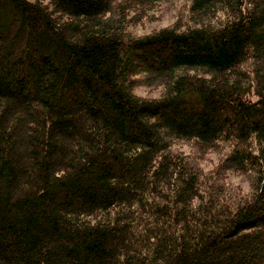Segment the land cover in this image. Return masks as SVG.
I'll use <instances>...</instances> for the list:
<instances>
[{
    "label": "trees",
    "instance_id": "obj_1",
    "mask_svg": "<svg viewBox=\"0 0 264 264\" xmlns=\"http://www.w3.org/2000/svg\"><path fill=\"white\" fill-rule=\"evenodd\" d=\"M0 264H264V0H0Z\"/></svg>",
    "mask_w": 264,
    "mask_h": 264
},
{
    "label": "rangeland",
    "instance_id": "obj_2",
    "mask_svg": "<svg viewBox=\"0 0 264 264\" xmlns=\"http://www.w3.org/2000/svg\"><path fill=\"white\" fill-rule=\"evenodd\" d=\"M150 14L154 17L131 25V30L136 34L146 33L154 28L168 25L176 19L175 7H171L170 9L165 8L162 11H151ZM135 92L143 96L158 97L161 94V88L136 87ZM177 145L186 152H190L191 150L188 144L180 143ZM219 156L216 152H208L201 158L200 162L205 169H211L217 164ZM228 179L233 183L241 184L245 190L249 189V182L241 175L229 173Z\"/></svg>",
    "mask_w": 264,
    "mask_h": 264
}]
</instances>
